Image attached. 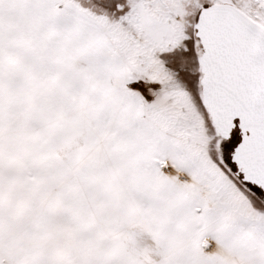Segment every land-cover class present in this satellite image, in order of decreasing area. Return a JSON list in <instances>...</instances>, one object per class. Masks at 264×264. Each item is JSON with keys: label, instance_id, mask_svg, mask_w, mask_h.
<instances>
[{"label": "snow or ice", "instance_id": "6c2138e0", "mask_svg": "<svg viewBox=\"0 0 264 264\" xmlns=\"http://www.w3.org/2000/svg\"><path fill=\"white\" fill-rule=\"evenodd\" d=\"M0 264H264V0H0Z\"/></svg>", "mask_w": 264, "mask_h": 264}]
</instances>
